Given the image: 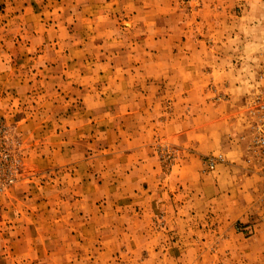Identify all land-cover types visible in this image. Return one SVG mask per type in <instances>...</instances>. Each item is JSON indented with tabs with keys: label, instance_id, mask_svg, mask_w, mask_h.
<instances>
[{
	"label": "rangeland",
	"instance_id": "obj_1",
	"mask_svg": "<svg viewBox=\"0 0 264 264\" xmlns=\"http://www.w3.org/2000/svg\"><path fill=\"white\" fill-rule=\"evenodd\" d=\"M263 105L264 0H0V264H264Z\"/></svg>",
	"mask_w": 264,
	"mask_h": 264
},
{
	"label": "built area",
	"instance_id": "obj_2",
	"mask_svg": "<svg viewBox=\"0 0 264 264\" xmlns=\"http://www.w3.org/2000/svg\"><path fill=\"white\" fill-rule=\"evenodd\" d=\"M260 111V120L257 125L253 127L251 146L253 154L264 165V105L261 107Z\"/></svg>",
	"mask_w": 264,
	"mask_h": 264
},
{
	"label": "crops",
	"instance_id": "obj_3",
	"mask_svg": "<svg viewBox=\"0 0 264 264\" xmlns=\"http://www.w3.org/2000/svg\"><path fill=\"white\" fill-rule=\"evenodd\" d=\"M222 170H223V172H222V175L221 176H219V178H221V177H223V178H225V175H226V171H227V167H223V168H221ZM226 170V171H225ZM228 172H230V170H228Z\"/></svg>",
	"mask_w": 264,
	"mask_h": 264
}]
</instances>
